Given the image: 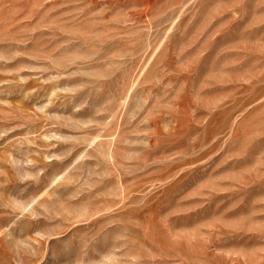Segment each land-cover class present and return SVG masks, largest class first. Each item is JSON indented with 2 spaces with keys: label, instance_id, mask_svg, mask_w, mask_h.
<instances>
[{
  "label": "rangeland",
  "instance_id": "374dc122",
  "mask_svg": "<svg viewBox=\"0 0 264 264\" xmlns=\"http://www.w3.org/2000/svg\"><path fill=\"white\" fill-rule=\"evenodd\" d=\"M0 264H264V0H0Z\"/></svg>",
  "mask_w": 264,
  "mask_h": 264
}]
</instances>
